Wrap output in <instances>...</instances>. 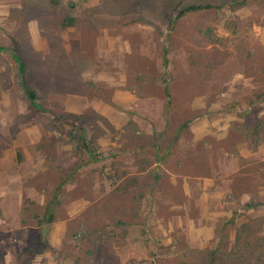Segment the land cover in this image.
<instances>
[{"label": "rangeland", "instance_id": "rangeland-1", "mask_svg": "<svg viewBox=\"0 0 264 264\" xmlns=\"http://www.w3.org/2000/svg\"><path fill=\"white\" fill-rule=\"evenodd\" d=\"M232 1L0 0V160L26 129L41 134L29 150L52 158L40 169L19 161L14 175L35 191L26 193L20 218L0 223V264H75L77 257L80 264H264L259 184L245 203L242 190L227 195L233 214L216 222L210 244H191L183 171L175 166L183 141L194 144L190 129L174 141L190 122L210 125L200 147L231 155L236 146L264 144V0L177 19L186 5ZM69 19L74 24L65 27ZM17 58L30 64L41 106L23 99ZM118 94L136 101L123 106ZM218 119L231 127L220 130ZM172 141V167L150 168L153 155L134 166L135 155L126 154ZM55 200V222L41 224ZM9 209L19 211L11 202ZM65 221L63 244L31 261L26 249L34 251L43 235L50 243L55 224ZM70 235L78 245L71 253Z\"/></svg>", "mask_w": 264, "mask_h": 264}, {"label": "crops", "instance_id": "crops-1", "mask_svg": "<svg viewBox=\"0 0 264 264\" xmlns=\"http://www.w3.org/2000/svg\"><path fill=\"white\" fill-rule=\"evenodd\" d=\"M135 99L132 96L118 94L115 101L129 107L136 101ZM68 105L69 103L66 106ZM67 111L77 112L68 107ZM221 121L223 119H218V122H215L218 123L220 130L227 131L231 124L226 126ZM191 123H187L182 127L178 138L174 141L178 142L181 137H184L182 136L184 132L186 133L187 129L189 132L190 129L195 135L193 138L194 144L191 143L190 146H184L183 141L182 146L178 148L179 151L176 152V155L181 158L177 159L175 166L177 165L178 169L180 168L183 171L181 176L184 180V223L187 230H189L187 234L188 241L191 244H210L215 236L216 222L233 214L232 210H226L224 206V200L227 195H233L242 190L243 195L240 200L245 203L246 199L253 198V189L258 184L262 189L260 192L264 193V144L254 150L236 146L235 152H232L231 155L224 150H212L207 145L200 147L196 143L203 139L204 134L203 136L201 134L210 125L206 122ZM261 132L263 135V130ZM40 141L41 134L38 131L26 129L21 133L18 140L13 143V146L4 147L2 151L5 155L0 160V223H3V217L13 216L20 218L21 205L26 193L35 191L34 187L30 185L31 180L27 178L24 180L20 173L14 175L19 161L23 164L19 165L21 168L26 166V168L34 167L36 169L44 167L47 161L48 163L52 161V158L41 156V151H38V153L35 151L37 153L35 155L29 150L31 145ZM174 141L167 147L163 145L162 150L158 145L151 148L153 152L146 148L134 147L133 149H127L126 154L135 155L132 156L134 166L137 164L143 166L147 161H150V157L153 155V165L150 168L158 169L164 167L162 164L172 167L171 163L174 161V152L172 150L175 149L173 148ZM18 149H24L25 154H19ZM134 158H142V160H135ZM199 169L202 170V173L198 171ZM168 173L173 179L176 176L171 172ZM162 175L163 172L160 171L159 175L155 174L154 177L152 176L154 185L158 184ZM10 202L12 205H17L19 210L17 213L10 212ZM86 205V202L84 205L76 203L73 209L82 210ZM66 228V221L55 224L50 237V244L53 247L58 248L60 244H63ZM17 242L15 240V243ZM46 257L49 258L50 256Z\"/></svg>", "mask_w": 264, "mask_h": 264}, {"label": "trees", "instance_id": "trees-1", "mask_svg": "<svg viewBox=\"0 0 264 264\" xmlns=\"http://www.w3.org/2000/svg\"><path fill=\"white\" fill-rule=\"evenodd\" d=\"M249 4V0H233L232 2L229 3H221V4H213V3H207V4H191V5H186L183 8H181L178 13H177V19L195 14V13H200L204 11H211V10H222L225 8H229L232 11H237ZM74 20L69 19V23L67 25H64L65 27H70L73 26ZM17 64H18V71H17V80L20 85L21 91L23 93V99L24 97L27 98L30 103L34 106L37 107V105H40L45 101L44 97V92L43 90L31 79L30 77V72H31V66L30 64L24 60L17 58L16 59ZM57 206V201H51L48 204L47 207V212L44 214L43 219H41V224H47L51 225L52 223L55 222L56 220V215L54 214V208ZM53 210V211H51ZM37 218L40 219V216H37ZM50 230L46 228V236ZM44 237L41 236V243L37 244V248L33 251L31 248L26 249V253L28 252L31 256L30 260H34V257L36 255L44 253V249L47 248L49 251L54 252V248L50 246V243L46 240L45 235ZM70 237L69 241L70 244L66 245V248H68V252L71 253L73 252V249H76L78 245L72 244L74 241V238L72 235L68 236ZM78 249H81L79 247ZM158 250L160 252H163L165 250V247L162 244H158ZM155 257V263L158 262V254L152 252ZM215 254V253H214ZM88 255H91V252H88ZM70 256V255H69ZM87 257L88 260L90 257ZM75 264H80L81 258L77 257L75 260ZM210 264H216L215 260H211Z\"/></svg>", "mask_w": 264, "mask_h": 264}]
</instances>
